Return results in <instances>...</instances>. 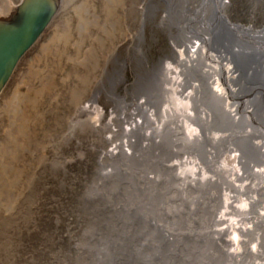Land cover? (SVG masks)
<instances>
[{
  "label": "bare ground",
  "instance_id": "bare-ground-1",
  "mask_svg": "<svg viewBox=\"0 0 264 264\" xmlns=\"http://www.w3.org/2000/svg\"><path fill=\"white\" fill-rule=\"evenodd\" d=\"M21 1L0 0V22ZM146 1L142 20L163 3L170 61L137 60L108 116L94 89L66 133L109 129L113 199L83 264H264V23L233 21L229 0Z\"/></svg>",
  "mask_w": 264,
  "mask_h": 264
},
{
  "label": "rangeland",
  "instance_id": "rangeland-1",
  "mask_svg": "<svg viewBox=\"0 0 264 264\" xmlns=\"http://www.w3.org/2000/svg\"><path fill=\"white\" fill-rule=\"evenodd\" d=\"M58 3L0 91V264L88 262L96 241L89 230L104 217V199H113L98 173L109 129L86 126L68 135L70 121L94 89L108 116L106 93L120 99L138 84L137 70L145 68L137 60L150 68L172 49L160 23L162 2L143 20L146 0ZM229 6L233 21L264 23V4Z\"/></svg>",
  "mask_w": 264,
  "mask_h": 264
},
{
  "label": "water",
  "instance_id": "water-1",
  "mask_svg": "<svg viewBox=\"0 0 264 264\" xmlns=\"http://www.w3.org/2000/svg\"><path fill=\"white\" fill-rule=\"evenodd\" d=\"M58 9L56 0H23L8 22H0V91L19 60L40 38Z\"/></svg>",
  "mask_w": 264,
  "mask_h": 264
}]
</instances>
